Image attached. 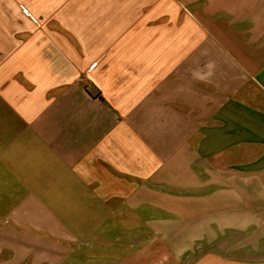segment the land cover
Returning a JSON list of instances; mask_svg holds the SVG:
<instances>
[{"label": "crops", "instance_id": "0c3cea01", "mask_svg": "<svg viewBox=\"0 0 264 264\" xmlns=\"http://www.w3.org/2000/svg\"><path fill=\"white\" fill-rule=\"evenodd\" d=\"M0 264H264V0H0Z\"/></svg>", "mask_w": 264, "mask_h": 264}]
</instances>
